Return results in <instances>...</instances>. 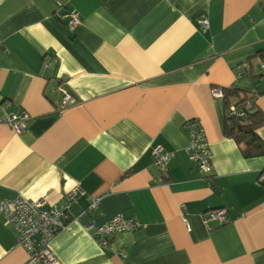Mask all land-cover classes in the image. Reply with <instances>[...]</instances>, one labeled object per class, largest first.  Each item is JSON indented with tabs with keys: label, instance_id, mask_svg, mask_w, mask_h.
Segmentation results:
<instances>
[{
	"label": "crops",
	"instance_id": "1",
	"mask_svg": "<svg viewBox=\"0 0 264 264\" xmlns=\"http://www.w3.org/2000/svg\"><path fill=\"white\" fill-rule=\"evenodd\" d=\"M262 63L264 0H0V199L50 208L75 191L48 245L59 264H264V154L224 134L222 100L243 89L264 113ZM22 111L18 133L4 117ZM117 216L131 229L105 247L93 234ZM17 237L0 215V264H25Z\"/></svg>",
	"mask_w": 264,
	"mask_h": 264
},
{
	"label": "built area",
	"instance_id": "2",
	"mask_svg": "<svg viewBox=\"0 0 264 264\" xmlns=\"http://www.w3.org/2000/svg\"><path fill=\"white\" fill-rule=\"evenodd\" d=\"M68 19V26L76 27L81 18L78 13L70 9L61 15ZM204 27L206 21H201ZM242 68H247V63L242 64ZM264 70V63L261 64ZM241 70L238 74H241ZM60 90L63 93V100L67 103H74V97L66 92L62 87ZM214 95H221L220 91H214ZM231 113H236L234 107H231ZM241 115V113H240ZM27 118L25 112H9L5 115L4 120L8 123H14L16 132H21L24 129V119ZM186 127L190 132V144L187 150L190 153L191 160L197 165L199 171L206 176L210 169L211 151L208 144L197 127V123L190 121ZM153 157L156 160V165L163 172L170 160V154L163 150L162 147L152 151ZM75 191H71L65 197L62 204L54 205L50 208H44V200L39 199L30 201L23 197H17L12 200L0 199V215L3 216L5 224L12 225L17 232V240L19 245L26 251L28 258L25 264H59L53 254L49 251L48 245L53 237L62 230L69 222V214L67 213L70 206L68 200L71 199ZM97 198H94L91 207L97 206ZM224 210L216 209L208 214L205 223L209 220L221 221L224 219ZM131 221L126 220L121 216L114 217L109 222L97 227L94 232L101 245H108V236L124 230L131 229Z\"/></svg>",
	"mask_w": 264,
	"mask_h": 264
},
{
	"label": "trees",
	"instance_id": "3",
	"mask_svg": "<svg viewBox=\"0 0 264 264\" xmlns=\"http://www.w3.org/2000/svg\"><path fill=\"white\" fill-rule=\"evenodd\" d=\"M261 71L260 74L264 76V71ZM222 94L226 113L224 134L233 138L237 144H244L243 155L264 154V141L256 133V129L264 123V113L252 101L253 95L239 88H224ZM231 105L236 113L230 112Z\"/></svg>",
	"mask_w": 264,
	"mask_h": 264
}]
</instances>
